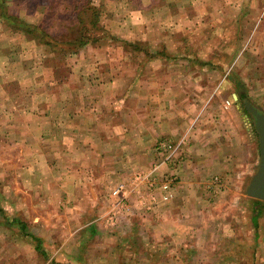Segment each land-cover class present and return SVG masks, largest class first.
<instances>
[{
  "label": "crops",
  "instance_id": "crops-1",
  "mask_svg": "<svg viewBox=\"0 0 264 264\" xmlns=\"http://www.w3.org/2000/svg\"><path fill=\"white\" fill-rule=\"evenodd\" d=\"M27 43L31 44L20 39L3 46L0 40V173L2 179H11L15 193L34 191L45 197L41 203L30 196V203L19 207L34 211L48 207L52 199L48 195L53 193L58 200H75L68 205L81 208L80 218L99 214V204L118 212L112 195L115 185L129 184L137 172L157 160L158 142L166 138L182 144L181 162L164 165L161 177L175 172L178 179L169 200L162 199V190L144 185L132 193L131 208L143 209L125 220L130 258L143 261L145 249L154 253L148 259L152 263L157 256L158 264H230L223 252L232 250L236 264L249 263L248 253L227 245V239L235 236L229 229L234 204L223 193L234 173L242 177L256 173L253 148L241 156L236 140L243 136L233 130L238 120L224 105H205L202 82L204 91L186 85L181 91H165L164 84L159 91H140L128 75L132 70L126 60H130L122 46L88 45L68 53L64 63L60 56L65 53L42 46L32 49ZM206 54H185L181 61L214 63L212 54ZM174 61H180L175 54L156 60L158 64ZM201 72L191 70L184 81L195 83ZM14 217L20 234L16 239L28 234L35 241V252L47 257V237L30 233L27 223ZM258 238L256 231L253 246L264 243ZM134 241L138 246H133ZM18 251L15 247L7 253ZM138 251L139 258L133 254Z\"/></svg>",
  "mask_w": 264,
  "mask_h": 264
},
{
  "label": "rangeland",
  "instance_id": "rangeland-1",
  "mask_svg": "<svg viewBox=\"0 0 264 264\" xmlns=\"http://www.w3.org/2000/svg\"><path fill=\"white\" fill-rule=\"evenodd\" d=\"M92 5L97 7L98 27L103 29L88 32L96 40L80 50L94 44L122 46L132 70L131 74H127L140 91H159L161 84H164L165 91H181L184 85L186 89L197 86L198 91H204L202 82L206 94L205 105H224L225 110L231 112L232 119L238 120L233 130L243 138L236 140L239 143L237 146L243 157L253 148L255 173L261 157L259 135L246 102L264 112V0H0V40L4 41L3 46L25 39L31 42L27 45L30 44L32 49L38 46L47 51L58 49L55 52L65 53L66 56H60L65 57V63L68 53L74 52L62 48L72 49L68 43L74 44V38L85 33L84 25L91 26L89 22L94 20ZM4 15L11 18L15 16L29 25L40 27L42 32L49 34L47 40L51 44L44 43L43 35L37 38L26 35L10 25ZM121 39L132 45L124 46ZM192 53L202 56L212 54L210 59L214 63L191 61L189 64L181 61L183 55L191 56ZM174 54L179 62H156L157 58H170ZM169 69L174 72L169 74ZM194 69L204 73L201 72L200 78L195 83L189 81L188 85L184 80ZM162 72L164 80H160V77L163 78ZM240 94L245 96L242 100ZM241 120L245 125L240 123ZM151 165L141 170H148ZM239 174L236 172L232 175L223 193L234 204L229 229L235 236L227 239V245L248 253V264H264V243L252 244V236L256 231L259 238L264 240V202L256 226L252 219L254 198L247 194L252 174L244 177ZM2 178L1 174L0 264H50L52 261L62 264H158L157 256L153 257L154 263L148 261L154 254L149 250H143V261L140 262L135 261V257L131 259L127 252L130 241L125 236L129 231L125 227L126 221L130 215L141 214L143 209L137 210L135 206L131 208L134 205L131 203L132 195L126 207L118 210L122 214L119 220L112 222L111 207L107 204H99V214L85 219L78 216L81 208L72 206L75 200L67 202L64 200L67 197L58 200L53 193L48 195L52 196L48 207H39L37 211L30 207H19L17 204H29L30 196L41 203L45 197L34 191L15 193L11 179ZM121 183L123 181L115 186ZM126 209L128 212L123 213ZM14 216L27 223L26 230L29 228L30 233L47 237L44 242L49 251L47 257L35 252V241L28 234L16 239L20 234L14 226ZM133 246H138L137 241L133 242ZM15 247L19 249L18 254L7 253ZM231 251L223 254H228L232 264L239 263ZM139 252L133 254L139 258Z\"/></svg>",
  "mask_w": 264,
  "mask_h": 264
},
{
  "label": "built area",
  "instance_id": "built-area-1",
  "mask_svg": "<svg viewBox=\"0 0 264 264\" xmlns=\"http://www.w3.org/2000/svg\"><path fill=\"white\" fill-rule=\"evenodd\" d=\"M156 149L159 153L158 159L154 161L148 170H141L137 172L129 184L123 182L116 186V188L112 191V195L117 199L115 202L117 210L125 208L126 202L132 193H136L143 185L149 186L152 191L162 190L164 192L162 194L163 200H169L171 198V190L174 183L177 181L178 176L175 172H172L169 176L162 178L161 168L164 165L177 166L179 162H181L182 144L180 142L174 143L173 141L164 138L159 140ZM216 181L219 180L216 178ZM151 199L152 201H156L157 196L155 194H151ZM117 214L118 212L116 210L112 211V215L110 217L112 222L118 220Z\"/></svg>",
  "mask_w": 264,
  "mask_h": 264
},
{
  "label": "trees",
  "instance_id": "trees-1",
  "mask_svg": "<svg viewBox=\"0 0 264 264\" xmlns=\"http://www.w3.org/2000/svg\"><path fill=\"white\" fill-rule=\"evenodd\" d=\"M96 9H97L96 6L91 7V10L94 11L92 13V17L94 18V20L89 22L91 26L89 27L87 25L88 26L87 27L86 25H84V28L86 29L85 33L84 34H80L79 36L75 37L74 40H76V41H74V44L68 43L70 46H72V49L71 48H62V49H67L68 51H71V52L75 53L78 50H80L84 45L88 44L91 41H95L96 40L95 37L92 34L88 33V32H92L95 29H98V30H102L103 29L102 27H98L99 20H98L97 16L99 15V12ZM5 18H6V20L8 21V23L10 25L14 26L17 29L22 30L26 35H29L30 37H36V38L39 35H43L44 38H45V41H46L44 43L45 44H51L50 40L49 41L47 40V38L49 37V34L46 31L42 32L40 30V27H35L33 25H29V24L21 21L20 19H18L15 16H13L12 18L5 16ZM35 31H38L39 33H36ZM121 41L123 42V45L126 46V47H129V45H132V43H130L129 41H126L125 39H121ZM65 42H67V41H65ZM49 46H52V45H49ZM57 50L58 49L53 50V51H57ZM243 97H245L244 94H240V96H239L240 100H242ZM263 202L264 201L254 199V208H253V213H252L253 214L252 215V219H253V221H254L256 226H258V219H259V217L262 214V210L263 209L261 208V204ZM36 242H37V248L39 250L40 248H42L41 241L38 240ZM52 264H62V263L52 261Z\"/></svg>",
  "mask_w": 264,
  "mask_h": 264
},
{
  "label": "water",
  "instance_id": "water-1",
  "mask_svg": "<svg viewBox=\"0 0 264 264\" xmlns=\"http://www.w3.org/2000/svg\"><path fill=\"white\" fill-rule=\"evenodd\" d=\"M246 108L254 118L261 153L259 168L251 178L247 194L252 198L264 201V112L250 102H246Z\"/></svg>",
  "mask_w": 264,
  "mask_h": 264
}]
</instances>
